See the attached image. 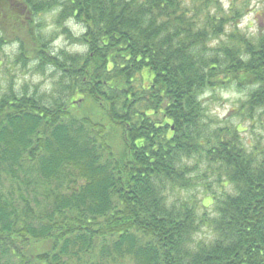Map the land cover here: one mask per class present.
<instances>
[{"label": "trees", "instance_id": "obj_1", "mask_svg": "<svg viewBox=\"0 0 264 264\" xmlns=\"http://www.w3.org/2000/svg\"><path fill=\"white\" fill-rule=\"evenodd\" d=\"M236 2L0 0V50L60 74L54 96L0 84V264H264V144L203 101L235 87L239 117L264 110V33L240 31ZM54 12L84 52L51 51ZM200 164L233 190L204 187L212 214L180 198Z\"/></svg>", "mask_w": 264, "mask_h": 264}, {"label": "rangeland", "instance_id": "obj_2", "mask_svg": "<svg viewBox=\"0 0 264 264\" xmlns=\"http://www.w3.org/2000/svg\"><path fill=\"white\" fill-rule=\"evenodd\" d=\"M237 0H222V7L224 10ZM246 2V7L241 13L239 18L238 27L242 33L245 35L256 38L258 33H264V0H242L236 2L239 5ZM55 12L52 14H47L42 16L44 21V27L42 29L43 33H48L51 35V43L49 45L52 52L55 54L59 53L61 50L70 53H82L85 48L79 44L73 43L68 40V37L60 34V28L53 24ZM65 26L73 33L75 36H79L83 32V26L76 23V21L70 19L65 23ZM232 28L230 26L226 27V31H230ZM222 39H225L222 36ZM216 44V43H215ZM18 45L11 40L7 41L0 50V84L1 86L8 88L11 86L13 91L20 93L27 92L29 94H36L39 96H54L58 92V86L56 84L59 79V73L53 69L46 68L44 71H39L36 68V63L28 61L25 65L23 62L16 61ZM141 77L143 76V85L148 84L147 71L144 69L141 72ZM141 77H137L140 81ZM150 79V78H149ZM5 85V86H4ZM247 90H238L235 87L230 88H219L216 90H208L203 95V101L207 107V113L209 116L215 119L219 126L225 124V122L230 121L235 123L241 122L240 125V135L243 139V143L246 146H254L258 144H264V110H260L254 116L253 119H248L247 117L238 116V107L240 103L246 98ZM75 103H79L78 106L74 105L72 108L74 114L80 113L82 107V102L77 98L74 99ZM84 105V104H83ZM189 163H193L190 160ZM204 165H199L191 174L195 175L194 186L190 188L187 192H181L180 198L188 200L194 198L199 200L197 212L201 215L203 212L212 214L211 196L209 193L204 191V187L208 185L210 191L214 192L217 196L222 193H232V187L225 184L224 178L221 179V183L217 181L216 172L211 173V171L206 172ZM169 200H175L178 198L176 194L172 193L168 196ZM208 205V208L204 209L202 205ZM211 236L210 229L208 227H203L202 230L197 234L196 238L209 239ZM128 264H132L128 262Z\"/></svg>", "mask_w": 264, "mask_h": 264}]
</instances>
